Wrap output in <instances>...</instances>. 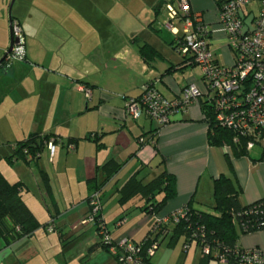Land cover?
Segmentation results:
<instances>
[{"label": "crops", "instance_id": "obj_1", "mask_svg": "<svg viewBox=\"0 0 264 264\" xmlns=\"http://www.w3.org/2000/svg\"><path fill=\"white\" fill-rule=\"evenodd\" d=\"M175 1L91 0L84 4H89L88 8L79 1L68 8L78 14L75 18L68 15L69 21H63L69 29V35L65 30L63 37L39 30L30 11L24 14L19 8L12 17L26 36L25 60L0 68V172L10 183L24 184L22 199L40 227L10 244L0 237V264H74V259L66 260L67 238L81 240L86 234L84 246L90 245L86 256L97 258L103 248L93 236L95 227L80 222L89 209L87 199L95 186L100 187L103 205L107 201L112 206L115 220L111 230L102 206L101 216L114 240L126 237L140 242L154 230L156 219L167 225L164 239L151 234L157 247L150 264H233L203 259L194 241L184 244L180 238L169 246L173 223L168 219L189 202L193 209L212 213L214 180L219 176L232 182L242 205L264 197V140L239 156L228 145H211L201 108V102L207 101L205 95L162 127L144 114L133 119L124 109L125 100L138 96L148 81H156L168 99H176L188 83L204 91L200 71L198 76L194 73V67H198L184 62L174 50L166 51L173 49L182 29V22L176 20L180 25L173 22L177 33L164 31L168 28L164 5ZM188 4L212 30L209 44L216 62L232 65L233 55L225 36L216 30L215 1L188 0ZM73 26L75 33L71 34ZM0 36L1 59L10 32L5 36L2 31ZM116 39L125 41L120 51L115 49ZM139 41L153 47L160 57H142L138 49L143 43ZM47 56L57 65L45 69L26 64L41 62ZM8 99L13 102L12 108L4 111ZM31 134L49 136L35 158L5 163L4 155L10 156L16 143ZM49 143L55 146L52 156ZM108 162L117 164L118 169L106 179L102 167ZM163 170L174 177L176 195L157 214L143 211L145 199L138 194L119 204V189L132 175L145 183ZM161 196L158 194L156 200ZM130 212L132 221L125 218ZM50 224L53 230L47 231ZM150 225L151 231L137 240V234L148 231ZM237 244L264 252V230L240 232ZM110 264H116L115 260Z\"/></svg>", "mask_w": 264, "mask_h": 264}, {"label": "built area", "instance_id": "obj_2", "mask_svg": "<svg viewBox=\"0 0 264 264\" xmlns=\"http://www.w3.org/2000/svg\"><path fill=\"white\" fill-rule=\"evenodd\" d=\"M257 3L250 27L246 28L240 18L242 9ZM167 12L166 27L173 33L174 21L182 22L180 37L176 38L174 51L181 57L191 56L198 66L204 91L194 83L182 88L176 99H168L156 86V81L143 85L140 95L127 98L124 109L126 115L133 119L146 115L157 127L167 124L175 115H181L192 103L205 95L214 107L217 125L231 130L236 136L247 138L246 149L257 141L264 140V0H230L223 2L217 10V31L226 39V45L233 55V63L222 66L216 62L215 56L205 39L212 30L199 14L189 15L190 7L187 0H177L175 4L165 5ZM185 16V17H184ZM11 31L18 42L14 43L5 57L6 62L22 61L25 57L24 40L16 21L11 23ZM50 155H53L54 144H48ZM91 214L81 219V224L96 221L99 239L108 246L110 255L115 256L119 264H146L142 260L141 246L126 237L114 240L106 231L100 214L98 191L90 195ZM183 216V208L172 213L173 219ZM96 219V220H95ZM118 221V223H120ZM164 221L156 219L154 229ZM258 225L264 227V215ZM47 231H52L50 224ZM157 242L147 249L152 256ZM208 246L204 252L209 253ZM228 255L234 257L236 264H264V252L259 248L243 249L239 246L226 249L222 253L215 252L217 260L227 261Z\"/></svg>", "mask_w": 264, "mask_h": 264}, {"label": "trees", "instance_id": "obj_3", "mask_svg": "<svg viewBox=\"0 0 264 264\" xmlns=\"http://www.w3.org/2000/svg\"><path fill=\"white\" fill-rule=\"evenodd\" d=\"M176 1L172 4H175ZM214 1L218 10V7H220L223 2L230 0ZM255 11L256 7H254V4L242 9L239 16L243 20L246 28L250 27ZM189 15H193L191 10ZM248 17H250V20L247 23L246 19ZM11 19L13 21L12 17ZM180 36L179 34L175 37L172 45L173 50L176 38ZM205 39L210 43V33L205 36ZM138 50L140 55L146 59L160 57L159 53L146 43L141 44ZM182 58L184 62H190L195 65L191 56ZM13 62L19 61L8 63L5 61L4 56L0 68H7L12 65ZM149 82L151 81L145 84ZM201 108L204 113V120L208 124V142L211 145H228L232 148L236 156L243 155L246 151V142L248 139L239 137L238 141L235 142L234 138L236 135L231 130L217 125L214 107L209 100L201 102ZM262 137H264V133H262ZM48 139V135L41 137L31 134L27 139L16 143L13 153L6 157L7 162L12 163L15 160L30 162L35 158L37 152L43 146V142ZM28 155L31 156L30 159H27ZM102 169L107 179L118 169V165L108 162ZM23 188L24 184L21 181L10 183L0 172V237L5 239L6 244H10L21 237L29 236L40 227V223L22 199L21 190ZM93 191H98L101 207L100 187L95 186L92 192ZM119 192L120 197L118 202L120 205L125 204L130 195L138 194L145 199L142 207L143 211L154 215L162 209L167 200L176 195L175 180L166 170L161 171L157 176L145 183L132 175L119 189ZM158 194L162 195L160 200H156L155 198ZM90 195L87 199L89 209L84 218L91 214L92 207L90 205ZM212 210L213 212L211 213L193 209L191 202H189L183 207V216L177 219H173L169 216L168 221L173 223L168 238L169 246L180 238L183 239L184 244L194 241L201 248L203 259H216L214 256L215 252L222 253L226 249L231 250L238 246L237 240L240 232L247 233L264 230V227L258 225L260 218L264 215V197L250 204L242 205L239 200V192L235 190L232 182L226 177L219 176L214 180ZM94 224L96 225L95 232L98 233L99 228L97 227L96 221H94ZM154 224H156V222ZM167 231H169L167 225H163L162 223L144 240L136 242L141 246L142 260L146 264H150V258L152 257L147 254V249L152 246L153 241L158 237H163L162 239H164ZM151 234H155V239L152 240L150 238ZM97 244L108 252V246L103 244L100 239L97 241ZM205 246H208L210 249L207 254L204 252ZM111 257L115 260L116 264H119L115 256L111 255ZM228 262L236 264L234 257L231 255H228Z\"/></svg>", "mask_w": 264, "mask_h": 264}, {"label": "rangeland", "instance_id": "obj_4", "mask_svg": "<svg viewBox=\"0 0 264 264\" xmlns=\"http://www.w3.org/2000/svg\"><path fill=\"white\" fill-rule=\"evenodd\" d=\"M12 0H0V34H2V31L4 32L5 36L8 35L9 36V24H8V19L9 16L11 17H16V15L19 12V8L23 9L24 14L26 11H30L32 13V17L31 19L37 23V28H39V30H44L47 32H50L52 34H54L55 36H61L63 37L64 34H66L65 30L67 31V34L69 35V29L68 26L64 25L63 21H69V16H71L72 18L77 17L78 13H75L74 11L68 10V8H74L75 4L77 2H81L82 3V7L83 8H88V5H85V3L90 2L91 0H14L11 6V9L9 11V5L11 3ZM254 7H257V3H254ZM166 10V9H165ZM166 14V13H165ZM69 15V16H68ZM13 21H16L13 18ZM17 22V21H16ZM18 23V22H17ZM174 24L176 26H180L178 24V22H174ZM6 26V28H5ZM18 26L20 27L21 30V37L24 40V44H25V39L26 36H23V29L20 26V24L18 23ZM74 26L71 28L72 33L73 32ZM50 30V31H49ZM6 31V33H5ZM78 31V29L76 30ZM164 31H168L171 32V30L169 28H164ZM39 31L38 34L35 35V38L38 39L39 38ZM116 38H120L119 36H116ZM0 39H2V37L0 36ZM121 42V43H120ZM119 40L116 39L115 43V49L120 51L122 49V45L125 43V41H123L122 39ZM143 43L142 41H139L138 44ZM25 48V45H24ZM170 51L168 49H166V51L171 52L173 51V49L169 48ZM55 55H58L57 52ZM49 62V63H48ZM15 63V62H13ZM27 65H31V66H36V67H40V68H47V67H51V66H56V61H49V58L47 56V58H45L44 60L42 59L41 62H35V61H31L30 63H26ZM51 65V66H49ZM197 66V65H195ZM60 67H64V66H60ZM198 67V66H197ZM65 68V67H64ZM199 69L194 67V73L198 76L199 75ZM13 102L8 99V102L3 106L4 108H2L4 111L7 109L8 111L12 108L11 104ZM6 108V109H5ZM14 121L17 122V118L16 116L13 117ZM1 151V150H0ZM2 153H0L1 156ZM5 157H7L6 155H4ZM4 162L7 163L6 158H3ZM10 164V163H8ZM0 166H1V162H0ZM115 197H113L114 199ZM116 201H113L114 204ZM113 204V205H114ZM101 206L103 207L102 209V215L105 217L106 219V224L108 226V229H112V225H113V209H111V204L110 202H105L104 205L101 202ZM132 212L128 213L125 215V218L128 219L129 221H132L134 218L132 216ZM106 215V216H105ZM129 215V216H128ZM85 217V216H84ZM82 217V218H84ZM128 217V218H127ZM81 220V219H80ZM89 226V227H95L96 225L94 224V221H90L87 224H85L84 226ZM128 226V224L126 226H123V228H126ZM151 226L149 227V230L144 232V230L140 233L137 234L136 239H140L142 236H145L147 233H149V231H151ZM68 231V230H67ZM85 233L87 232V229H85ZM88 236V234H86V236H84V238H86ZM93 236L95 237V239L98 241L99 240V235L95 232H93ZM84 238H81V240H76L77 237H72L69 236L67 238V243H66V260H72L74 259V264H100L102 262V264H110L111 263V259L113 261V258L111 257V255L108 252H105V250L101 249V254L97 257V258H90L87 257V248L90 245H86L84 246L85 242H84ZM165 241V240H164ZM163 241V242H164ZM195 246V244H193ZM87 247V248H86ZM82 258V259H81ZM81 259V260H80ZM108 259L107 262H105L104 260Z\"/></svg>", "mask_w": 264, "mask_h": 264}, {"label": "water", "instance_id": "obj_5", "mask_svg": "<svg viewBox=\"0 0 264 264\" xmlns=\"http://www.w3.org/2000/svg\"><path fill=\"white\" fill-rule=\"evenodd\" d=\"M13 1H14V0H12L11 3H10V5H9V11H10V9H11V6H12ZM9 23H10V24H9V25H10V40H9L8 48H7V50L5 51V53H4V55H3L2 58H4V56H6L7 53L11 51V49H12V47H13V44L18 42V38H17V37H14V36L12 35V31H11V23H12V19H11V16H9ZM2 58L0 59V64H1Z\"/></svg>", "mask_w": 264, "mask_h": 264}, {"label": "flooded vegetation", "instance_id": "obj_6", "mask_svg": "<svg viewBox=\"0 0 264 264\" xmlns=\"http://www.w3.org/2000/svg\"><path fill=\"white\" fill-rule=\"evenodd\" d=\"M14 45V44H13ZM6 57V56H5Z\"/></svg>", "mask_w": 264, "mask_h": 264}]
</instances>
